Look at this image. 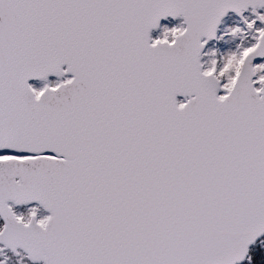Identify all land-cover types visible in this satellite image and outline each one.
<instances>
[{
  "label": "snow or ice",
  "instance_id": "6c2138e0",
  "mask_svg": "<svg viewBox=\"0 0 264 264\" xmlns=\"http://www.w3.org/2000/svg\"><path fill=\"white\" fill-rule=\"evenodd\" d=\"M0 264H264V0H0Z\"/></svg>",
  "mask_w": 264,
  "mask_h": 264
}]
</instances>
